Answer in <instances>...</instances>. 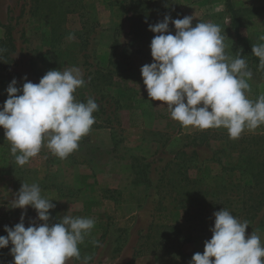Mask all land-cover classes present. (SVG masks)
Returning a JSON list of instances; mask_svg holds the SVG:
<instances>
[{
  "label": "rangeland",
  "instance_id": "1",
  "mask_svg": "<svg viewBox=\"0 0 264 264\" xmlns=\"http://www.w3.org/2000/svg\"><path fill=\"white\" fill-rule=\"evenodd\" d=\"M231 3L241 35L251 47L261 43L264 0ZM166 14L193 16V26L219 25L226 54L240 51L252 72L248 97L264 94V70L235 45L225 0H0L5 25L0 29L3 38L7 28L12 37L0 53V79L16 78L22 86L25 75L38 83L48 70L76 66L86 80L75 91L76 100L93 97L99 106L91 130L65 159L42 147L19 166L0 126L5 149L0 155L8 160L0 167V235H7L5 225L20 221L24 209L11 208V200L23 182L37 183L42 195L54 199L50 223L65 214L95 220L79 245L81 260L67 264H83L85 256L91 257L89 264H189L194 253H203L213 213L223 207L249 223L246 236L255 232L264 243V207L241 203L249 195L243 187L253 184L256 164L264 159V125L238 139H230L224 128L186 129L170 117L164 102L147 95L140 69L152 62L149 45L156 35L148 25ZM169 28L174 34L171 22ZM5 89L0 87V104ZM224 181L241 188L210 194L200 208L190 203L198 184ZM227 199L226 206L219 205ZM36 216L26 206L25 226ZM173 239L179 240L175 248ZM11 247L0 249V264H11Z\"/></svg>",
  "mask_w": 264,
  "mask_h": 264
},
{
  "label": "clouds",
  "instance_id": "2",
  "mask_svg": "<svg viewBox=\"0 0 264 264\" xmlns=\"http://www.w3.org/2000/svg\"><path fill=\"white\" fill-rule=\"evenodd\" d=\"M192 21L193 16L173 19L166 14L162 21L148 25L156 35L149 45L152 62L140 69L147 95L164 102L170 117L183 128H224L230 139H238L245 130L264 125V94L255 100L248 97L252 72L240 51L234 56L226 54L220 26L203 21L193 26ZM258 39L261 43L252 44L251 53L259 58L258 68L264 70V34ZM3 51L0 48V53ZM22 79V86L16 78L9 82L7 98L0 104V126L16 163L25 165L42 147L67 158L91 130L93 113L99 107L93 97L80 102L74 96L77 88L86 84L81 70L76 66L51 69L38 83L27 80L26 75ZM53 200L42 195L37 183L22 182L11 200V208L24 209L20 221L11 227L5 225L7 235H0V249L12 245L11 264L81 260L79 245L95 220L65 214L50 223V210L56 207ZM26 206L37 213L27 227ZM213 216L212 236L204 241L203 253H194L189 264H264V243L255 232L246 236L247 221L241 222L224 207ZM90 260V256L83 257V264Z\"/></svg>",
  "mask_w": 264,
  "mask_h": 264
},
{
  "label": "trees",
  "instance_id": "3",
  "mask_svg": "<svg viewBox=\"0 0 264 264\" xmlns=\"http://www.w3.org/2000/svg\"><path fill=\"white\" fill-rule=\"evenodd\" d=\"M225 5H226V9H227V13L229 14V18H230V30L232 31L233 34V40L235 45L241 50L242 53L245 54V56L249 59L253 58L256 59L257 61H259V58L255 57L252 53V47H251V43L250 41L245 38L244 36L241 35V33L239 32L237 23H236V18H235V13H234V7L231 3V0H225ZM1 26H5L2 25L0 23ZM5 40H9V42H12V37L10 34V29L7 28L6 30V34L5 37L3 39H0V48L5 47ZM4 72H7V70L5 69ZM2 77V75H0V78ZM0 150H3L5 152V149L0 147ZM246 150V149H245ZM0 167L1 168H6L7 164H8V160L5 156H1L0 155ZM257 169H256V173L253 175L254 180H253V184H250L248 186H244L243 187V192H246L247 195L246 197H243V200L241 201V203L243 204V206H248L249 209H256L258 210L261 207H264V159L260 162H257ZM186 180H188L189 183H192L193 185H197V182L195 180H191L190 178H186ZM236 188H241L240 184H232L231 182H227L224 181L221 184H216L213 187L209 186L208 184H198V187L195 189L194 188V193H196L197 195L195 197H193L190 201V203L194 206H198L199 208L205 204L208 203V201H206V197L210 194H219L220 192H228V191H232ZM240 190V189H239ZM259 192L258 194L255 192ZM229 201V199L227 200H219L220 204L219 205H225V203H227ZM247 207V208H248ZM179 242V240L173 239L171 240V248H175V245H177V243ZM158 249H162L161 246L157 247ZM176 254H179L180 256H183V253L177 249ZM185 256V255H184Z\"/></svg>",
  "mask_w": 264,
  "mask_h": 264
},
{
  "label": "crops",
  "instance_id": "4",
  "mask_svg": "<svg viewBox=\"0 0 264 264\" xmlns=\"http://www.w3.org/2000/svg\"><path fill=\"white\" fill-rule=\"evenodd\" d=\"M0 23L2 24V25H4L3 24V22L0 20ZM1 26V25H0ZM2 78V77H1ZM9 84V81H7L6 79H0V87H4V88H6L7 87V85ZM7 96V94L5 95V97Z\"/></svg>",
  "mask_w": 264,
  "mask_h": 264
}]
</instances>
